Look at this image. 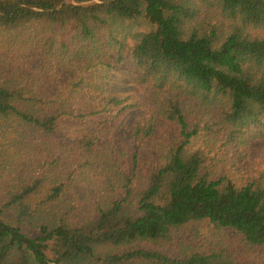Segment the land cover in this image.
I'll return each instance as SVG.
<instances>
[{"label": "trees", "instance_id": "1", "mask_svg": "<svg viewBox=\"0 0 264 264\" xmlns=\"http://www.w3.org/2000/svg\"><path fill=\"white\" fill-rule=\"evenodd\" d=\"M0 264H264V0H0Z\"/></svg>", "mask_w": 264, "mask_h": 264}, {"label": "rangeland", "instance_id": "2", "mask_svg": "<svg viewBox=\"0 0 264 264\" xmlns=\"http://www.w3.org/2000/svg\"><path fill=\"white\" fill-rule=\"evenodd\" d=\"M116 84L122 87H129L132 81V72L126 68H120L117 72Z\"/></svg>", "mask_w": 264, "mask_h": 264}]
</instances>
